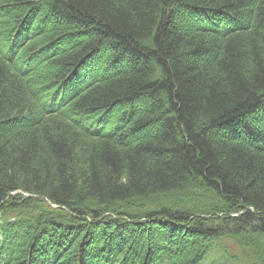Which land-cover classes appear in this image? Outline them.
I'll return each instance as SVG.
<instances>
[{
    "label": "trees",
    "instance_id": "trees-1",
    "mask_svg": "<svg viewBox=\"0 0 264 264\" xmlns=\"http://www.w3.org/2000/svg\"><path fill=\"white\" fill-rule=\"evenodd\" d=\"M231 247L264 264V0H0V264Z\"/></svg>",
    "mask_w": 264,
    "mask_h": 264
},
{
    "label": "rangeland",
    "instance_id": "rangeland-1",
    "mask_svg": "<svg viewBox=\"0 0 264 264\" xmlns=\"http://www.w3.org/2000/svg\"><path fill=\"white\" fill-rule=\"evenodd\" d=\"M67 84H65V86H63V87H61V89H59V90H56L54 93L56 94V96H59V97H63L64 95H66V93L68 92V89H67ZM66 90V91H65ZM104 130H107V129H109L110 128V124H108V125H102L101 126ZM100 127V128H101ZM96 128H98V126H96ZM218 244H220V245H223V246H231V244H230V242L229 241H227V240H220L219 242H218ZM229 250H233V253H237L238 255H239V263L238 262H236V260H233V262L231 261V264H242L241 263V261H243V259H242V257L240 256V253H239V248H237V247H231V248H229ZM219 255H218V253H216V257L214 258V255H212L211 257H209L208 258V260H207V263H209V261L211 260V263H213L216 259H217V257H218ZM218 261H216L214 264H216ZM226 264H229L228 262L226 263Z\"/></svg>",
    "mask_w": 264,
    "mask_h": 264
}]
</instances>
